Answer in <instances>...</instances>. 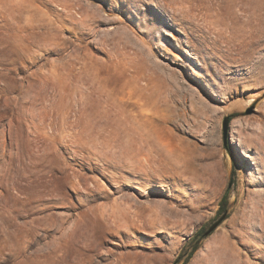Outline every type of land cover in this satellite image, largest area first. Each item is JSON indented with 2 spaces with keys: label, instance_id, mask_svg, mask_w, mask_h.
<instances>
[{
  "label": "rangeland",
  "instance_id": "374dc122",
  "mask_svg": "<svg viewBox=\"0 0 264 264\" xmlns=\"http://www.w3.org/2000/svg\"><path fill=\"white\" fill-rule=\"evenodd\" d=\"M232 171L188 264H264V0H0V264H172Z\"/></svg>",
  "mask_w": 264,
  "mask_h": 264
},
{
  "label": "bare ground",
  "instance_id": "6f19581e",
  "mask_svg": "<svg viewBox=\"0 0 264 264\" xmlns=\"http://www.w3.org/2000/svg\"><path fill=\"white\" fill-rule=\"evenodd\" d=\"M126 133L125 131L123 132V134ZM142 136V135H140ZM129 139L124 140V142L126 143H130L128 141ZM136 143H138L139 145V150L141 152H144L147 150V156L145 157V162L140 161L141 163H147L149 165H153L152 162L157 160L160 163H163L162 160H166L167 163L171 164V167H175V168H180L182 167V165H187V160H183L182 158V154L181 153H176L173 150H170L172 148H168L167 146L156 148L155 145L152 144L151 140L149 138H146L145 136L139 137L138 141L136 140ZM148 148V149H147ZM128 148L124 147L122 152L127 150ZM154 151L158 152L159 157L157 158L156 155L154 154ZM164 156L165 158L162 159L161 157ZM149 208H151V206H149ZM152 209V208H151ZM166 207L165 206H158L155 209H152V211L155 212L156 217H154L155 222H163L164 220L159 219L162 218L160 217V214H162V210H165ZM167 218V216L165 217ZM167 221V220H166ZM180 224H184L186 223L185 220H180L179 221ZM186 225V224H185ZM230 233H232L230 231ZM214 246L210 249V252L214 251L213 254L208 253L206 256H204L202 259L206 262V264H212V259L213 257L215 258V261L217 264H239V262H237L236 257L232 254L233 253V248H232V244L230 243V241L228 239H222L219 241H215Z\"/></svg>",
  "mask_w": 264,
  "mask_h": 264
},
{
  "label": "trees",
  "instance_id": "16d2710c",
  "mask_svg": "<svg viewBox=\"0 0 264 264\" xmlns=\"http://www.w3.org/2000/svg\"><path fill=\"white\" fill-rule=\"evenodd\" d=\"M233 171L232 175L230 176L229 183L227 186V189L222 195L220 206L218 208V213L224 214L227 211L228 208V197L231 185L233 184ZM229 216L227 213L226 218ZM207 229H205V226H201L190 238V250L187 251L186 249H183L179 255L176 257V259L173 261L172 264H188L189 260L195 253V251L200 247V244L204 238H206L208 235L206 234Z\"/></svg>",
  "mask_w": 264,
  "mask_h": 264
},
{
  "label": "water",
  "instance_id": "95a60500",
  "mask_svg": "<svg viewBox=\"0 0 264 264\" xmlns=\"http://www.w3.org/2000/svg\"><path fill=\"white\" fill-rule=\"evenodd\" d=\"M227 131V122L225 123V132ZM227 213H228V209H227V211L224 213V214H222L221 216H220V218L217 220V221H215L208 229H207V231H206V234L207 235H209V234H211L225 219H226V215H227Z\"/></svg>",
  "mask_w": 264,
  "mask_h": 264
}]
</instances>
